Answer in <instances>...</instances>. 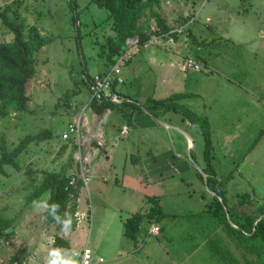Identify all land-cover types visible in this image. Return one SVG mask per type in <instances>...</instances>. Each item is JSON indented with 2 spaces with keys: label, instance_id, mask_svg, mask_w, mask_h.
Returning a JSON list of instances; mask_svg holds the SVG:
<instances>
[{
  "label": "rangeland",
  "instance_id": "obj_1",
  "mask_svg": "<svg viewBox=\"0 0 264 264\" xmlns=\"http://www.w3.org/2000/svg\"><path fill=\"white\" fill-rule=\"evenodd\" d=\"M16 1L0 0V11L7 8L10 18L25 26L35 25L51 41L34 55L36 72L28 84V111H7L0 117V141L5 139L11 147L23 135L42 129H49L52 135L30 143L20 153L16 158L19 170L3 166L6 173L0 174V216H13L14 220L0 231V263L47 264L51 249L58 248L62 256L69 257L86 245L91 264H231L229 257L235 264H243L242 251L221 230L210 229L206 213H197L206 208L211 195L196 176L205 166L203 141L201 135L184 126L178 113H159L168 127L162 131L158 149L162 151L157 160H147L142 150L138 164L124 161L122 156L132 149L129 143L121 145L127 140L123 135L112 146L117 150V160L109 166L105 179L93 177L96 167L92 166V156L97 155L98 162L104 160L98 149L102 145L96 144L95 137H101L95 123L92 126V112L89 108L81 111L80 99L88 95L80 75L98 73L104 63L100 48L104 38L112 35L107 11L90 0ZM174 1L177 5L180 1L187 11L183 18L194 12L192 25L172 42L162 40L142 47L127 66L133 68L124 69L125 80L118 89L128 93L131 100L192 93L178 98L177 104L198 115L210 118L211 114L210 163L216 178L223 180L225 205L235 204L238 195L244 193L251 203H260L264 201V131L257 134L264 126V0ZM175 4L169 10L162 7L160 14H165L166 8V14L174 16ZM180 19L172 23L182 22ZM139 24L152 26L153 20L144 17ZM11 36L0 20V41ZM185 56H192L199 69L181 71L179 63ZM137 115L126 123L129 139L136 137L130 128L141 123ZM78 118V143L62 139L66 125ZM220 121L222 130H218L217 140L215 130ZM184 133L192 146H185ZM137 134L138 140H145L140 131ZM71 140L75 148L68 172L85 182L78 192L75 226L66 233L60 224L46 222L42 212L34 210L33 202L23 205V201L43 171L58 170L66 161ZM63 144L64 150L57 154ZM145 195L157 197L166 217L152 222L158 227L155 235L144 221L136 239L129 240L122 234V221L148 206ZM246 204L240 206L256 213ZM55 237L66 240L67 246L53 245ZM247 255L250 264H264V253Z\"/></svg>",
  "mask_w": 264,
  "mask_h": 264
},
{
  "label": "trees",
  "instance_id": "obj_2",
  "mask_svg": "<svg viewBox=\"0 0 264 264\" xmlns=\"http://www.w3.org/2000/svg\"><path fill=\"white\" fill-rule=\"evenodd\" d=\"M90 1L98 7L104 8L107 11V17L110 18L112 35H107L104 38L100 48V54L103 55L104 64L107 67L113 62L114 56L121 50L123 41L127 36L137 35L141 41L147 38L148 33H150L148 32V26H141L139 24L140 18H152L157 29L152 32H166L169 28L164 18L158 12L159 0ZM16 2L19 4L21 0H17ZM0 20L1 25L12 34L9 40L0 41V117H2L7 111H28L30 101L29 85L36 72L34 55L45 44L51 41V37L42 35L33 24L25 26L22 22L16 21V18H10L7 15V8L0 11ZM72 21L73 23L76 22L75 13H73ZM172 37L176 39L175 34H172ZM114 86L115 83H112V90H114ZM115 93L121 99L119 103L105 98L99 101L92 99L88 102V108L95 115H100L106 110H117L120 116L129 123L132 112L141 111V108L135 103L136 101L117 92ZM190 95L188 92H178L172 93L162 99L150 98L147 103L148 105L144 106L153 116H157L158 111L178 113L186 127L192 128L201 135L203 141L202 158L205 160V166L201 170L206 175L207 189L215 195H210L206 208L197 213H206L210 229L221 230L245 255L243 256V264H248L250 260L246 258L247 254L258 256L264 253V201L251 203L248 195L244 193L238 195L239 198L236 199L234 206L227 207L225 205L223 180L216 178L212 163H210V150L212 147L209 122L205 116L198 115L189 108L177 104L178 98ZM121 104L128 107V110L121 107ZM262 131H264V126L259 129L257 136ZM51 135L49 129H42L33 134H25L11 147H8L5 139L2 138L0 141V174L4 175L6 173L4 165L10 166L14 170H19L20 167L16 158H18L20 153L30 143L36 144L45 141ZM64 148L65 144L61 145L57 154H60ZM74 148V143L70 141V152L66 161L60 165L58 170L43 171L38 183L31 188L23 201V205H27L45 196V200L49 205L58 204L59 208L48 207L44 209L42 216L46 222L58 224L54 220L56 216H59L61 221H63L66 219L65 214L70 215L72 217V224L69 231H72L75 226L76 200L79 189L83 185L81 179L76 178L68 172L72 164L71 153ZM196 175L201 180L200 173L196 171ZM227 177L228 175L225 176V178ZM219 197L222 203H220ZM144 198L149 204L148 207L131 212L122 221V234L129 240L134 241L136 239V233L144 221L156 223L166 217V213L160 210L155 196L150 195ZM244 202L251 205L256 213L246 212V209L240 206L241 204H245ZM222 204H224L225 210L228 213V219L225 216ZM259 214L263 215L256 220ZM13 220V216H0V231L6 229ZM52 244L55 246H67V241L55 237ZM228 260L231 264H235L232 257H229Z\"/></svg>",
  "mask_w": 264,
  "mask_h": 264
},
{
  "label": "crops",
  "instance_id": "obj_3",
  "mask_svg": "<svg viewBox=\"0 0 264 264\" xmlns=\"http://www.w3.org/2000/svg\"><path fill=\"white\" fill-rule=\"evenodd\" d=\"M163 2H164L165 5L160 6V4L163 3ZM22 3H23V1H22ZM172 3L175 4V1L174 0H159V2H158V12L160 13V9L162 7L163 8L167 7L168 10H169L170 8L173 7ZM182 5L183 4H181L180 1L178 2V5L175 4L177 9H175L176 14L174 16L167 15L166 14L167 13V11H166L167 9L166 8H165V14L164 13L160 14V16L162 18H164L165 23L168 26L173 24L172 21H174V19H180V18H182L180 20L185 19V17L183 18V16L185 14H187L186 13L187 11L184 10V7ZM163 8H162V12H164ZM170 12H172V11H170ZM142 18H144V17H142ZM142 18H140V19H142ZM171 18H173V19H171ZM206 20H207V18H206ZM149 26L150 27H155L154 21H153V25L152 26L148 25V27ZM174 48L176 49V47H174ZM151 55H153V52H152ZM129 62H130V60L125 65H123L122 68H121V77H122V82L121 83H123V81L125 80V71H124V69L127 68L126 70H129V69L133 68V66H131L129 68L127 67ZM106 68H107V65H105L103 63V65L101 66V69H100L99 72L104 71ZM123 71H124V74H123ZM132 71H133V69H132ZM121 83L115 84V86H114L115 92H117L120 95L127 96V97L130 98L131 96H129L128 93H124V92H122V91H120L118 89V85L121 84ZM188 93L192 95V93H190V92H188ZM150 98H151L150 96H146L145 98H142L140 100L138 98H134L135 100H133V101H136V102H139V103H141L143 105H146ZM163 98H165V97H163ZM152 99H155V98H152ZM159 99H162V98H159ZM121 107H123L124 109L128 110V107L124 106L123 104H121ZM164 112H166V111H158L157 116H155V117L164 120L163 117L160 116V114H162ZM135 113H137V112L133 111L131 117L132 118L133 117L136 118V115L138 114L137 116H139V117L137 119H139L141 121V123L140 124L137 123V124H135L134 126H132L130 128L131 132L136 131L135 132L136 137L135 138L130 137V139H129L128 135H127L128 134L127 127H126V129H127L126 130V134H120L119 129L122 126H126V125L128 126V124H126L127 122H125V119H123L120 116V114H119V112L117 110H106L100 115H95L92 112V126L95 123L94 126L96 125V130L99 131L98 136L101 137L100 139L95 137L96 138L95 140H96V144H98L99 146L102 145V147H98V149H100V151L102 152V156H103V160H104V161L100 160L98 162L97 161L99 159L98 156L97 155H94V156H97V157L92 156V166L96 167L95 169H93V174H92L94 178H99L102 181L105 179L106 173L109 170V166H111L112 163L117 160V158H116L117 157V150L112 149V146H114L115 142L119 138H121V136L123 137V135H124L125 139H127V140H125V142H123L121 145L125 146L127 143H129V144H131V149H132V152H128L127 154H124L122 156V159L124 161L126 159H128L130 162H134V164H136V163L138 164L137 159L139 161H141L142 155H141L140 151H142V150L145 151V153H147L145 157L149 161H151V160L155 161V160H157L159 158L160 152L162 151V150H158L161 147L159 145V140L162 139V137H161L162 131L164 129H167L168 126L161 125V124L157 123L156 121H154L149 113H146V112H143V111H141V113H137V114H135ZM203 116H205L207 118V121L209 122V133H210V125H211V122H212L211 114L209 113L210 118L207 115H205V114H203ZM181 120L183 121V119H181ZM236 120H239V117L236 118ZM236 120H234V121H236ZM224 121H227V119H224ZM222 122L221 121L217 122V127H216V130H215V134L217 135V140H218V136H219L218 130L219 129L222 130V128H220V126L222 125ZM184 126H185V124H184ZM97 131H94V133L92 132V134L95 135V133H97ZM137 131L138 132L140 131L141 134H143L142 131L146 133V134H143L146 137L145 140H141V139L138 140L137 139V136H138ZM184 139H185V146L186 147L187 146H192L191 140L187 136ZM153 142H154V145H153ZM138 155H140V158L138 157ZM121 163H122V165H124V162H121ZM140 163H142V162H140ZM149 163L150 162H148V164ZM138 168L140 169L141 167L139 166ZM200 181L203 182L202 177H201ZM147 196H150V195H147ZM152 196H155V195H152ZM234 205L235 204H232L231 206H234ZM147 207H145L144 209H146ZM76 212H77V210H76ZM149 225H152V222L149 223ZM153 235H155V234H153ZM226 250L228 251V249H226ZM248 255H253V254H248ZM253 256H256V255H253ZM249 264H250V262H249Z\"/></svg>",
  "mask_w": 264,
  "mask_h": 264
},
{
  "label": "built area",
  "instance_id": "obj_4",
  "mask_svg": "<svg viewBox=\"0 0 264 264\" xmlns=\"http://www.w3.org/2000/svg\"><path fill=\"white\" fill-rule=\"evenodd\" d=\"M193 13L192 16L187 17L182 22L168 26L169 28L166 32L155 33L152 31L157 30L156 27H148V32L150 33H148L147 38L143 41H141L137 35L127 36L123 41L121 50L114 56L113 62L104 71L92 75L81 73L80 79L82 80L88 95L87 98L81 99V101L83 102V104L81 105V111L88 108V102L92 99L99 101L105 98L115 103H119L121 99L114 92V90L111 89V86L112 83L118 84L122 82V66L125 65L142 47L157 44L162 40L165 42H172V34H175L177 36L182 32L184 28L192 25L194 20ZM179 69L181 71H185L187 69L197 70L199 69V65L192 56H185L182 57L179 63ZM79 131L80 120L78 118L75 122L66 125L65 129L60 134V137L64 140L72 139L73 141L75 140L76 143H78ZM119 131L120 134H126V126H122ZM84 182L85 181H83V184ZM157 231V226H150V233L156 234ZM76 260L79 262V264H85V261L87 262V264H91V253L86 245H84L78 251ZM99 260L101 259L99 258Z\"/></svg>",
  "mask_w": 264,
  "mask_h": 264
},
{
  "label": "clouds",
  "instance_id": "obj_5",
  "mask_svg": "<svg viewBox=\"0 0 264 264\" xmlns=\"http://www.w3.org/2000/svg\"><path fill=\"white\" fill-rule=\"evenodd\" d=\"M48 207H52L55 209V208H59V205L58 204L49 205L46 200L45 201H33V208L37 212H44V209ZM65 217L66 219H64L63 221H61L59 216H56L54 220L56 221V223L62 226V231H65L67 233L71 228L72 217L67 214H65ZM77 255L78 253L74 252L73 256L65 257L61 255L60 249L54 248L48 252L47 264H79V262L73 258ZM49 257H52V259H49ZM85 264H87L86 261H85Z\"/></svg>",
  "mask_w": 264,
  "mask_h": 264
},
{
  "label": "water",
  "instance_id": "obj_6",
  "mask_svg": "<svg viewBox=\"0 0 264 264\" xmlns=\"http://www.w3.org/2000/svg\"><path fill=\"white\" fill-rule=\"evenodd\" d=\"M140 108H141V110L142 111H144V112H146V113H149V110L143 105V104H141V103H139V102H135ZM150 114V113H149ZM151 115V114H150ZM151 117L153 118V120L154 121H156L157 123H159V124H161V125H166V126H168V124H166V123H164L162 120H160L159 118H157V117H155V116H153V115H151ZM187 137H188V135L186 134V133H184ZM189 138V137H188ZM190 139V138H189ZM199 169V168H198ZM198 172L200 173V175H201V177H202V180H203V183H204V185H205V187L207 188V186H206V175H205V173L201 170V169H199L198 170ZM209 191V190H208ZM209 193L211 194V195H215L214 193H212V192H210L209 191ZM219 199V201H220V203H222V200H221V198L219 197L218 198ZM222 207H223V209H224V211H225V216H226V218L228 219V213L226 212V210H225V206H224V204H222ZM263 214H259L257 217H256V220L259 218V217H261Z\"/></svg>",
  "mask_w": 264,
  "mask_h": 264
}]
</instances>
